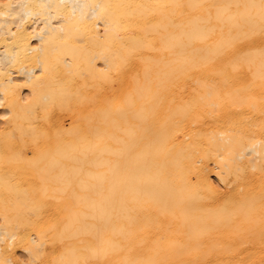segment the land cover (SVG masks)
Segmentation results:
<instances>
[{
	"label": "bare ground",
	"instance_id": "1",
	"mask_svg": "<svg viewBox=\"0 0 264 264\" xmlns=\"http://www.w3.org/2000/svg\"><path fill=\"white\" fill-rule=\"evenodd\" d=\"M0 264H264V0H0Z\"/></svg>",
	"mask_w": 264,
	"mask_h": 264
}]
</instances>
